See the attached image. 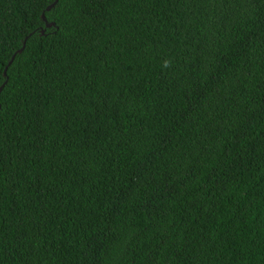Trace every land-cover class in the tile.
<instances>
[{
	"label": "trees",
	"instance_id": "trees-1",
	"mask_svg": "<svg viewBox=\"0 0 264 264\" xmlns=\"http://www.w3.org/2000/svg\"><path fill=\"white\" fill-rule=\"evenodd\" d=\"M0 264H264V0H0Z\"/></svg>",
	"mask_w": 264,
	"mask_h": 264
},
{
	"label": "water",
	"instance_id": "water-1",
	"mask_svg": "<svg viewBox=\"0 0 264 264\" xmlns=\"http://www.w3.org/2000/svg\"><path fill=\"white\" fill-rule=\"evenodd\" d=\"M54 2H55V0H54ZM52 5H53V3H52L51 5H49V6L46 8V10H48ZM41 20H42V21H45V20H44V17H43L42 15H41ZM50 25H52V23H49V24L45 23V24H44L45 27H49ZM39 33H42V31L40 30ZM21 49H22V47H21L20 50H18L17 52H20ZM11 60H12V57H11L10 61H11ZM10 61H9V62H10ZM9 62H8L7 64H9Z\"/></svg>",
	"mask_w": 264,
	"mask_h": 264
},
{
	"label": "clouds",
	"instance_id": "clouds-1",
	"mask_svg": "<svg viewBox=\"0 0 264 264\" xmlns=\"http://www.w3.org/2000/svg\"><path fill=\"white\" fill-rule=\"evenodd\" d=\"M165 66H167V64H165Z\"/></svg>",
	"mask_w": 264,
	"mask_h": 264
}]
</instances>
